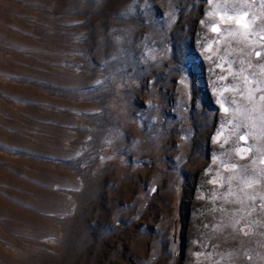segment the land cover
<instances>
[{
	"label": "rangeland",
	"instance_id": "rangeland-1",
	"mask_svg": "<svg viewBox=\"0 0 264 264\" xmlns=\"http://www.w3.org/2000/svg\"><path fill=\"white\" fill-rule=\"evenodd\" d=\"M0 264H264V0H0Z\"/></svg>",
	"mask_w": 264,
	"mask_h": 264
},
{
	"label": "snow or ice",
	"instance_id": "snow-or-ice-1",
	"mask_svg": "<svg viewBox=\"0 0 264 264\" xmlns=\"http://www.w3.org/2000/svg\"><path fill=\"white\" fill-rule=\"evenodd\" d=\"M214 30H215V29H214ZM257 55H259V53H257ZM241 139H243V137H242Z\"/></svg>",
	"mask_w": 264,
	"mask_h": 264
}]
</instances>
